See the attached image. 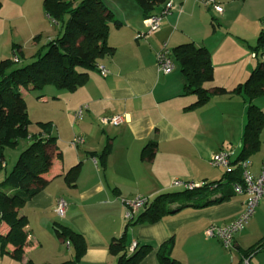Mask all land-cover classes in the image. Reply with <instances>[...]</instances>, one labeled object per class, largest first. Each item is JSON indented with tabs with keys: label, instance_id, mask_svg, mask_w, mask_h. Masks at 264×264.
<instances>
[{
	"label": "crops",
	"instance_id": "obj_1",
	"mask_svg": "<svg viewBox=\"0 0 264 264\" xmlns=\"http://www.w3.org/2000/svg\"><path fill=\"white\" fill-rule=\"evenodd\" d=\"M102 1L120 25H110L107 42L113 51L97 60L96 67L88 71L87 81L72 91L51 85L39 92L21 88L28 117L36 125L33 134H46L36 122H49L58 147L48 150L51 166L41 175L46 183L19 210L26 216L29 230V243L19 264H60L73 259L71 244L65 241L62 245L54 233L55 224L68 226L83 237L85 251L76 264H117L118 255L109 251V243L123 233L129 254L133 244L152 246L137 264H157L156 249L168 240L170 256L185 264H235V257L230 258L223 250L227 249L205 230L211 224L231 222L244 208L243 195L236 194L220 204L185 208L154 223L130 226L124 218V201L138 196L150 200L175 190L177 187L171 185L174 179L195 185L222 179L224 173L212 170L209 160L222 149L232 153L231 160L238 155L246 102L233 93L212 96L204 104L191 107L196 97L185 93L180 65L174 63L164 74L156 55L166 49L173 57L175 46L193 42L209 51L213 81L205 87L232 89L242 84L257 64L251 54L259 32L264 31V0H214L222 7L221 13L201 8V0H163L154 14L170 1L175 9L152 33H146L142 9L135 0ZM42 3L0 0V59H11L15 50L17 63L24 65L61 34L60 25L49 17ZM254 104L264 111L261 98ZM79 108L83 109L82 116L76 118ZM114 116L123 120L118 125L99 123L101 117ZM76 135L83 137L77 147L70 144ZM104 150L106 154L101 156ZM263 160L261 141L246 159L254 177ZM76 164L77 176L68 184L64 172ZM2 166L0 181L6 174L5 161ZM59 198L66 202L62 218L55 212ZM245 226L247 234L260 235L262 229L264 233V199ZM6 230L1 224L0 233ZM240 233L235 234L231 249L239 254L237 264H251L254 253L241 260L246 249L240 245Z\"/></svg>",
	"mask_w": 264,
	"mask_h": 264
},
{
	"label": "trees",
	"instance_id": "obj_2",
	"mask_svg": "<svg viewBox=\"0 0 264 264\" xmlns=\"http://www.w3.org/2000/svg\"><path fill=\"white\" fill-rule=\"evenodd\" d=\"M135 1L142 9L144 18L154 15L155 7L163 3V0ZM42 4L49 17L60 25L61 34L38 49L24 65H17V62L8 58L0 59V171L3 168L4 148L8 145L16 148L22 141L27 142L20 149L12 170L0 181V226H7L6 232L0 233V252L18 261L29 243L27 218L19 210L46 183L41 175L51 166L48 150L51 146L58 147L56 137L50 134L49 122H36L46 134H28L27 127L31 121L21 88L39 92L51 85L59 90L72 91L81 86L87 81L88 71L96 67L97 60L113 51L107 42L110 25H120L102 0H79L77 3L43 0ZM263 45L264 31L261 30L254 51ZM172 54L186 80L185 93L196 97L191 107L204 104L212 96L237 93L243 97L247 104L246 122L240 151L231 160V165L246 160L264 141V111L254 104L255 99L264 95V60L257 58L256 66L242 84L232 89L221 86L209 89L205 85L213 81V66L207 48L187 42L175 46ZM104 154L106 150L101 156ZM151 156L152 153H149L148 157ZM78 167L79 164H76L64 172L68 184L74 182ZM242 174L243 169L237 166L227 169L222 179L159 193L150 200L148 198L126 226L154 223L185 208H202L229 201L236 196L233 184H243ZM53 230L59 239L69 242L74 250L73 259L60 264H76L85 251L83 237L62 224H55ZM263 245L264 236L262 241L244 251L241 260L259 251ZM8 246H12V249ZM170 246L171 240H168L157 247V264H185L170 256ZM151 250L149 244L136 245L129 254L124 233L109 243V251L118 255L117 264H137Z\"/></svg>",
	"mask_w": 264,
	"mask_h": 264
},
{
	"label": "built area",
	"instance_id": "obj_3",
	"mask_svg": "<svg viewBox=\"0 0 264 264\" xmlns=\"http://www.w3.org/2000/svg\"><path fill=\"white\" fill-rule=\"evenodd\" d=\"M67 1L75 3L78 0ZM200 2L204 5V7L212 8V10L217 13L222 12V7L214 0H201ZM172 9H175V5L170 1L165 4L159 13L145 17L143 19V24L145 25L146 33H152L158 30L161 26L162 19ZM262 23L264 25V18ZM251 55L256 59L258 58L264 60V45L259 48V50L253 51ZM156 59L159 70L164 74L169 73L173 69V58L168 50H160L156 55ZM11 60H18L15 50H13ZM98 69L101 74H106V70L104 68L98 67ZM82 110V108H79L75 112L76 118H80L82 116ZM122 120V116L101 117L99 118V123L102 125H118ZM81 143H83V137L79 135L74 136L70 141V144L75 147ZM231 155L232 153L230 151L222 149L211 156L209 163L213 167H224L230 169ZM237 166H240L243 169V184L241 185L239 183H234L232 187L237 195L244 196V208L231 222L223 226L211 224L205 230V234L207 236L216 238L226 249H231L233 247L235 234L244 228L247 222L254 215L259 203L264 199V160L262 161L259 174L256 177H254L248 171V161H240ZM171 185L182 188H192L195 186V184L182 182L176 179L171 182ZM147 201L148 198L144 196H138L131 200H125V221L129 222L133 220L136 217L138 211L147 203ZM65 209V200L63 198H59L55 204V212L59 218L64 217ZM66 244L69 245V242ZM134 247L135 244L130 247V251H132Z\"/></svg>",
	"mask_w": 264,
	"mask_h": 264
},
{
	"label": "rangeland",
	"instance_id": "obj_4",
	"mask_svg": "<svg viewBox=\"0 0 264 264\" xmlns=\"http://www.w3.org/2000/svg\"><path fill=\"white\" fill-rule=\"evenodd\" d=\"M77 2H79V0L76 1L75 3H77ZM199 6H201V8H206V7H204V5L201 2L199 3ZM67 19H68V15L65 16V20H67ZM261 25H263V24H261ZM17 61H15V62H17ZM173 62L175 63V66H179L178 61H176L174 59ZM16 64L19 65L18 63H16ZM259 98H261V100L264 102V95L259 96ZM35 126L36 125L34 123H32V124L30 123V125L27 127V131H28L29 135H32L36 131ZM21 144H23V141L16 148L14 146H9V145L4 148V152H3L4 157H5L4 161L7 164L6 173H9L12 170L14 164L16 163L18 156H19L20 149L24 147ZM211 169L215 170L217 172H222V173H224L227 170V168H224V167H214V169L213 168H211ZM0 176L1 177L4 176V170H2V172L0 173ZM171 191H174V190H171ZM253 216H252V218H253ZM248 222H247V224H248ZM244 227H246V226H244ZM240 232H241L240 234H243L241 236L242 239H240V245L242 246V248H244V250L245 249L248 250L250 247H252V246L258 244L260 241H262V238H260V237H261V235L264 234L263 229L261 232L262 234H260V235L258 233H248L247 234V233H245L246 232L245 228L243 230H241ZM62 245L64 246V242L62 243ZM63 248H64V250H66L65 247H63ZM223 250L225 251V253H227L229 255L230 258L235 257V260H237L235 262V264L238 263L239 254L237 252H235L233 249H230V250L223 249ZM254 254H255L254 255L255 257L252 258L250 263L251 264H264V245L259 251H257ZM0 264H19V262H18V260L13 259L9 255L2 254L0 252Z\"/></svg>",
	"mask_w": 264,
	"mask_h": 264
}]
</instances>
